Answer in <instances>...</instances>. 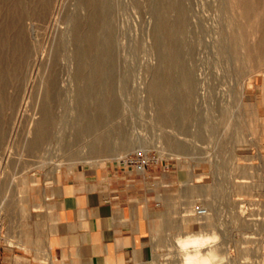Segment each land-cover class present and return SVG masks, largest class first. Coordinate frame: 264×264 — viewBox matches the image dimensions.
Returning <instances> with one entry per match:
<instances>
[{"label":"rangeland","instance_id":"374dc122","mask_svg":"<svg viewBox=\"0 0 264 264\" xmlns=\"http://www.w3.org/2000/svg\"><path fill=\"white\" fill-rule=\"evenodd\" d=\"M81 1L82 3L79 0H56V15L53 18L52 16L48 18V22L42 21V24H44L43 29L46 28L45 31L49 30L46 33L43 30L42 33L44 35L40 33L42 40L38 37V31L41 32V27L43 26L40 22L41 20L34 19V22L28 19L30 22L36 24V28H39L36 29L34 27L28 34L30 33L29 38L33 37V40L32 38L29 39L32 43V52L34 51V54L40 53L41 59L42 57L44 59L41 60L42 63L40 64L44 62V65L40 68L41 65L39 64L40 70L42 69L40 71L37 61L34 62L27 81L24 80V83H26H23V85L25 86H22L21 89L12 88L14 85L7 86V91L10 90V94L14 91L13 93L16 98L21 96L20 99L17 98V103H20V105H17L19 108L17 107L16 109L19 110L21 105L23 107L20 114L19 111L17 114H13L15 113L14 109H12L13 112L11 109H8L10 111L6 110L8 113L3 112V115L5 113L9 117L14 115L9 118L11 120H8L7 116L6 118L5 116L1 118V120H8L4 123L7 124L10 121L9 124L12 123V125L10 127V125L7 124V126L5 124L4 137L2 136L3 139L7 138L9 140L10 138L11 141H4L0 138L3 140L0 141L2 143L0 147V186L5 185L3 188L0 187L2 189V191L0 189V239L13 242L11 237L13 239L23 237L25 228H29L33 224L32 217L34 216V212L32 208L35 207L40 194L41 184L44 181L50 180L62 169L72 168L83 163L122 162V160L132 155L142 153L149 154L156 159V161L147 167L151 178H149L147 184L143 185L142 189L147 201L146 208L149 215V223L152 226L150 234L152 244L143 257L138 258L131 264H156L157 262L161 264L164 261L165 264H178L181 259L175 248L177 234L183 235L186 232L199 230L219 232V243L215 245V248L219 253L218 256L223 259L224 263L232 261L234 264H264V259H262L264 257V101L257 102L255 112H252L253 102L264 96V55L262 54L264 53V37L261 32H257L260 39L257 35L254 36L257 33H253V36L249 35L247 41L251 48H258V52L250 60H237V52L231 48L227 41L228 31L230 30L228 26L229 22L227 21H229L232 15L229 0H176L180 4L186 18H188V20L186 19L188 25H186L188 27L187 31L184 30V32L180 33V35L183 33L185 35L178 36V47L181 49H179L181 51L180 56H184V58L183 56L181 57V60L183 59L184 61L180 62L184 63L183 65L180 64L179 69L184 64L191 66L185 65L190 71L191 68L193 69L191 72L194 73L192 74L193 79L197 83L194 85L196 87H194L196 89L194 93L197 94L196 96L194 95L196 99L193 96L194 100L190 104L192 105L190 108L194 113L193 115L196 116L183 118L179 124L174 123L175 126L171 125V123L167 126V123H165L166 125L161 121L158 123V109H154L158 108V101L150 93L148 94L150 82L152 81L150 80V76L152 79L153 73L157 72L158 69L164 72L162 64L164 55L162 54L165 53V48L163 45L161 47L158 45L157 47L156 40L154 41V33H156L157 22L160 24L162 20L160 18H168L169 21L166 20V22L172 21L173 23L177 20L179 13L174 12L176 11L174 9H172V12L170 9V12H172L170 14L167 9L166 16L161 17L159 13L163 9L161 5L163 3L167 4L164 0H107L109 2H107V30L112 26L113 28L111 29H114V31L111 29L107 31V39H109L108 41L112 45H109L107 41L108 56L110 57L107 56V66L109 67H107V74L112 75L109 78L108 74L107 82H113V86L110 85V88L116 87L111 88V90L116 89L117 93L115 90L112 93L121 104L117 100L119 109L117 108L115 112L118 111V113L112 114L113 118L110 117L111 115L108 116L110 118L107 117V120H112L106 121L108 124L106 123L103 129H108L110 132L114 131L111 133L113 136L111 139L115 138L112 141V144H114L113 148L115 147L113 152H117L118 154L112 153L113 155H111L110 153H106V155L102 152H100L101 155L99 152L92 154L86 147L90 136L85 134L81 138L78 137V140L75 138L74 130H72V125L75 123L74 120L78 117V110L80 109L79 94L77 92L80 86L85 84V81L76 75L78 62L75 56V47L77 41H75L73 35L74 19L76 17L82 18V21L87 19L86 14H88V9L84 6V0ZM164 4L163 6H165ZM110 5L111 10L108 9ZM166 6L164 9L167 8ZM109 10L111 13L108 12ZM156 13L160 15V17L158 16L159 19ZM169 15L170 17H168ZM2 17L6 16H1L0 20ZM36 22H39L40 25L38 26ZM47 23H50V27L47 26L49 28L45 27ZM108 23H111L112 26H109ZM109 31L112 33H109ZM108 35L111 38H108ZM112 38L115 39V42ZM225 39L227 43L224 41ZM34 40L36 41L35 43ZM165 42L166 37L163 36L162 44ZM256 42L259 44L258 46H256ZM153 43L156 44L154 45ZM38 47L39 49H37ZM218 47L220 48L219 51ZM39 50L41 51L39 52ZM42 50H44L43 53ZM231 50L237 55L235 56ZM45 51L48 56L45 54ZM224 51L226 54L227 52H232L234 55L232 53L226 55ZM159 52L162 54H159ZM110 53L112 54L110 55ZM159 58L162 59V63L161 61L159 62ZM45 63L47 64L45 65ZM158 65L160 66L158 67ZM241 66L247 69L249 67L250 71L254 68L253 72L255 75L252 71H248L247 74L246 68L244 69ZM52 70L57 71H55L57 83L55 84L54 91L56 89L58 92H54L57 98L55 99L53 95L54 100L52 99L49 105H52L50 106L52 114H56V116L53 114L56 118V123L54 122L52 126L51 140L50 138L47 139V141L50 140V143H48L49 141H45V145H42L45 149L41 146L37 148L38 150L30 149L27 143L32 135L29 137V134H33L34 123L41 116L40 109L42 105L40 104L44 100V92L49 85L47 83L49 82L48 72L50 73ZM152 70L155 71L152 73ZM39 71L42 74H39ZM10 83L12 82L10 81L8 85ZM110 83H107V89ZM106 91L108 92V90ZM77 96L78 98L76 99L75 97ZM245 98H247L246 100L249 104L245 102ZM75 102L77 105L74 104ZM154 104L157 106H154ZM77 108L79 109L77 110ZM16 109L15 111H17ZM221 114H224V116ZM36 116L38 118L33 121L32 119L36 118ZM1 117L3 116L1 115ZM114 117L117 119H114ZM226 117L227 119L230 117L233 121L237 120L233 122V124L235 123L233 128V124L229 125L230 127H225L226 124L223 121L226 120ZM223 118L224 120L221 121ZM112 121L114 126L115 123L119 124V126H116L123 133L118 128L115 130L113 125V127L109 125L112 124ZM252 123L253 125L256 124V126L254 125L255 128ZM30 125L33 127L31 128ZM6 126L7 128L10 127V129L8 128V134L6 133L8 130ZM256 128L257 130H255ZM27 129L28 131L26 132ZM20 131L23 132V135ZM115 131L120 132L115 133ZM255 131L257 132L255 133ZM66 132L71 136H66ZM26 133L29 134L26 135ZM113 133L118 136L116 137ZM119 134L123 135V137L125 134H127L125 137L128 136L126 138L128 147L123 148L124 151L117 149L118 144H116V141H125V138ZM19 135L20 137H25L24 140L21 137L23 148H21L22 144L18 145V142L21 143ZM57 135L60 136L57 137ZM168 135L170 139L174 138L175 140L171 141L172 139L170 140ZM238 135L239 138L243 139L242 141L241 139L239 140ZM16 137H18L19 141ZM69 137H72L70 138L72 141L69 139L70 142L67 140ZM15 138L16 142H14ZM177 139L186 144V146L188 145V148L186 147L187 149L183 152L186 154H181V158H178L174 154L176 150L175 148L173 149V142H176ZM25 140L27 141L25 142ZM65 140L71 144L68 143L69 145L66 148H69L67 150L65 148L67 145ZM76 140L80 141L81 144L85 142V145H79ZM129 140H132L131 143H129ZM8 142L9 145H7ZM60 142L64 143L60 144ZM46 144L50 145V147L46 146ZM24 145H27V149ZM51 146H54L56 150ZM19 149L22 151H19ZM25 149L27 151L29 149L30 153ZM39 149L41 150L39 151ZM46 149L49 151V154L46 156L47 160H44L46 159L44 158L46 153H48ZM70 149L71 152L69 151ZM62 150L63 152L69 151V153H61ZM31 151L34 155L31 154ZM120 151H122L121 154L124 156L119 154ZM22 152H25L26 155H23ZM44 152L46 153L43 154ZM8 153L16 156H10ZM70 153L74 154L70 155ZM35 154L39 156L43 154V157L41 155V159L39 160V157ZM61 154H65V156L63 155L62 157ZM74 155L76 157H73ZM7 156L14 157L15 159H12L9 163L10 157ZM24 157L28 159V164L26 163L27 160L24 161ZM28 157L35 161L31 162V159ZM36 160H39L38 162L43 164H36L40 166L36 167V165H33L38 163ZM7 161L8 163H6ZM25 163V169L28 170L24 169ZM182 163L185 166L184 169L181 167ZM243 165H246L245 167L248 171L243 172V170L239 169L240 167L243 168ZM236 166L239 167L237 168ZM23 173H25L24 176ZM242 173H247L252 175V177L248 178V181H242V178L239 176ZM5 177L7 178L4 179ZM35 177L36 181L33 180ZM242 182L249 184L247 186L249 187V192H244L245 188H247L245 186L238 189V183ZM17 183L19 185L18 188ZM239 191L243 193L239 194ZM22 200L24 202L21 203ZM203 203H211L214 208L211 218H208L205 222H201L203 219L197 217V214L192 211L199 204L203 206ZM22 205L25 206L24 210H22ZM191 206L193 209L189 210ZM243 208H246V210ZM241 213L244 215L243 217L247 216V220H245L246 217L242 218ZM237 215L241 216V218L237 217ZM165 222L167 224L171 223L170 226H172L168 225L165 227L167 225Z\"/></svg>","mask_w":264,"mask_h":264},{"label":"bare ground","instance_id":"6f19581e","mask_svg":"<svg viewBox=\"0 0 264 264\" xmlns=\"http://www.w3.org/2000/svg\"><path fill=\"white\" fill-rule=\"evenodd\" d=\"M109 1H111V0H109ZM164 1L167 2V4H166L167 6L163 3L167 7L166 9H164L165 6H163V4L162 5L159 4V5H161L163 7V9H161L160 12H159L160 15H161V17H165L166 16V12L168 10L170 12V9H171L172 12H173L172 9L176 10L174 12H178L179 13L178 14L179 16H178L177 20L174 21L173 23H172V21L168 22L169 21L168 18L167 19L160 18V19H162L161 22H160V24H158V22H157V26H156L157 28L155 27L156 28V33H154L155 36L154 35L153 36L155 37L154 41L156 40L157 47H158V45L160 47L163 45V47L165 48L164 49L165 50L164 51L165 53L162 51V53H164V54H162L161 52H159V54L161 53L162 55H164L163 56V63L161 61L162 59H160L161 57L159 58L160 59L159 62L161 61V63L164 66V72H162L161 69L160 70L158 69V71H161V72H158V71L156 72L155 70H152L151 71L152 73H153V71H155V73H153L152 79H151V76H150V80H152V81L151 82L149 81L150 82V86H149V91L148 90L147 91H148V94L150 93V95H152L153 97H155L157 99V101H158V106L156 104H154V106H157L158 107V108H154V109H158L157 110V118L159 119L158 120V123H159V121H161L164 124L167 123V126H168L169 123H171V125L173 124V126H175L174 123H178L179 124V122L183 118L186 119V118H189V117H192V116H196V115H193L194 113H193L192 109L190 108V106H192V105H190V104H192V101L194 100V98H195V96L197 94V93L196 94L194 93L196 91V89H194V87H195L194 85H196L197 83L194 82L196 80L193 79V75L192 74H194V73L191 72L193 69L191 68V71H190V69L188 67H186L188 64L187 65L184 64V66H182L179 69L180 64L183 65L184 62L183 63H180L183 60V59L181 60V57L183 55L181 54L182 56H180V52H181L180 50L181 49L178 47L179 46V44H178V36L180 35V33L184 32V30L188 29V27H187L188 25H187V21H186V19L188 20V18H186L184 12L182 11V8H181L180 4L177 2L178 0L177 1L176 0H167V1L164 0ZM79 2L82 3L81 0H79ZM107 2H108L107 0H84V4H85L84 6L88 9V14H86L87 15V19L85 21H82V18H80V17H76L74 19V29H73L74 30V34L73 35H74L75 41H77V45L75 47V56H76V59H77V62H78V65L76 67V70H77V74L76 75L81 80H84L85 81V84L81 85L80 86V89L78 88L79 91L77 93L79 94L78 95L79 98H78V96L75 97L76 99L78 98V100H79V104H80L79 105L80 106L79 108L80 109L77 108V110L79 109L78 110L79 113H78V115H77L78 117H76V119H75V116H74V119H75L74 122L75 123H73V125H72L73 126V129L72 130H74V132H75L74 135H75V138L76 139H78V137L81 138V136H83L85 134H88L90 136V139L85 136L86 138L89 139V141L87 142V146L86 147H87V149H89L90 152H92V154L93 153H96V152H99V153L102 152V153H105V154L106 153L107 154L110 153L111 155H113V154H116L117 153V152L116 153L113 152L115 147L113 148L114 144H112V141L115 138L111 139V137H113L111 133L114 132V131L111 130L112 132H110L108 129L107 130L106 129H103L104 126H105V124L107 123L106 121H111L112 120V119L111 120L110 119L107 120V117L109 115H111L110 117L113 118L112 114L118 113V111L117 112H115V111L118 108V101H119L118 98H116V97L113 96L114 95L113 93L116 91V89H114L115 90L114 91V90H111L112 87L110 88V85L113 86V84H112L113 82L112 83L107 82V78L108 77L110 78V76L112 77V75H110L109 73H108L109 76L107 74V67H108L107 66V56L109 54L108 48H107V44H108L107 41L109 40V39H107V31L109 29L113 28V26L111 25V23L110 24L108 23L109 26H112V27L111 28L109 27V29L107 30V28H108L107 27L108 26L107 25V17H108L107 16ZM55 3H56V0H0V17L1 16H6V17H2V19L4 18L3 20L2 19L0 20V138L1 139H3L2 136H3V132L5 130L4 127H5V124L6 123H4V122L5 121H8V120H11L9 118L12 117V116H14V115H11L9 117L5 113L3 115V112L8 113L6 110L11 109V111H12V109H14V112L15 113H13V114H17L18 111H19V114H20L21 109L23 107V105H21V108L19 110L16 109L20 105V103L19 104L17 103V98L20 99L21 96L16 98L14 96L15 94L13 93L14 92L13 90H12L13 92L11 91L12 94H10V90L7 91V86L14 85V87H12V86L11 87L12 88H15L17 90H18V88L21 89L22 86L23 87L25 86V85H23L24 80L27 81L28 76H29V73L32 70V67H33L34 62L37 61V63H38V69L39 70L44 65V62H43V64H40V63H42L41 60L43 59V57L41 59V57L39 55L40 53L37 54L36 53L37 51H36L35 52L36 54H34V51L32 52V50H33L32 45H31L32 43H31V41L29 39L32 38V40H33V37L31 36L29 38L30 33L28 34V32L29 31L31 32V30L36 25L34 23L35 22L34 19L35 20L36 19L37 20H41L40 22L42 24L43 23L42 21L48 22L47 21L48 18H50L51 16L53 18V16L56 15L55 13H56L57 9L55 7L56 6ZM229 3H230V6L232 8V11L230 10V12H232V15L230 16L229 21H227V22H229V25L228 26L230 27L229 28L230 30L228 29L229 31H228L227 41L229 42L231 48H233L237 52L238 55L235 54L231 50L235 54V56L236 55L238 56L236 58L237 60L238 59L241 60V61L243 59L250 60L252 58V56H254L256 54V52H258L259 49L258 48L255 49V48H251L250 47V45L247 42L248 39H249V35L253 36V33L261 32V34L264 37V34H263L264 33V0H229ZM110 4H112V3H110ZM80 5H82V4H80ZM159 5H157V6H159ZM108 7H109L108 9H110L111 5L108 6ZM110 10L108 11L109 13H111ZM172 12H170V14ZM110 15H112V14H110ZM160 15L157 14V17L158 16L160 17ZM159 17H158V19H159ZM168 17H170V15ZM28 19H30L31 21H34V22L33 23L30 22V20H28ZM166 20H168V21L166 22ZM50 23H52V22L50 21ZM188 23H189V21H188ZM37 24H38V26L40 25L39 22ZM49 24L47 23L45 25V27L49 26ZM42 25H43L41 27L42 31L40 30L41 32H39L37 30L39 34L42 33L43 30L45 31V29H46V28L43 29L44 24H42ZM49 27H47V28H49ZM185 27H187V28H185ZM36 29H39V28L37 27ZM111 30L114 31V29H111ZM46 31H45V33H46ZM154 31H155V29H154ZM109 33H112V32L109 31ZM39 34H38V37L41 39L42 38V37H40L41 34L40 35ZM181 35H185V33H183ZM256 35L258 37V33L255 34L254 36H256ZM262 35H260V36H262ZM163 36L166 37V42L162 44ZM109 37L111 38V36L108 35V38ZM114 38H112L113 41L115 40ZM113 41H111L112 44H114V42H115V41L114 42ZM224 41L227 43L226 39ZM35 42L36 41L34 40V43ZM258 42H259V40H258ZM40 44H41V42H40ZM256 44H257V42H256ZM34 45H33V47H34ZM109 45H111L110 42H109ZM258 45L259 44H257L256 46H258ZM111 46H110V48H111ZM113 46H115V45H113ZM40 47H41V45H40ZM112 48H114V47H112ZM231 48H229V49H231ZM37 49H39V47ZM45 49H46V47H45ZM158 49H160V48H158ZM219 49L220 48L218 47V51H219ZM40 51L41 50H39V52ZM43 51L44 50H42V53H43ZM232 52H230V53L227 52V54L229 55ZM224 53H225V51H224ZM45 54H47L46 51H45ZM45 54H44V56H45ZM111 54L112 53H110V55ZM262 54L264 55V53H262ZM47 56H48V54H47ZM45 58H46V56H45ZM183 58H184V56H183ZM56 61H57V59H56ZM108 61H109V59H108ZM46 64L47 63H45V65ZM53 64H54V62H53ZM55 64L57 65V63H55ZM240 65H242V64H240ZM39 66H40V68H39ZM159 66L160 65H158V67ZM245 66L247 67V65H245ZM189 67H191V66H189ZM241 67L243 68L244 66H241ZM246 67H244V69ZM250 67H251V64H250ZM56 68H57V66H56ZM155 69H157V68H155ZM253 69H251L252 72H253ZM49 70H51V69H49ZM110 70H111V68H110ZM245 70H247V74H248V71H250L249 67H248V69L246 68ZM40 71H39V74H42V73H40ZM55 71L56 70H52L50 73L48 72V74H49L48 79L49 80L48 79L47 80L49 82H47V83H49V85L47 87V90H45V92H44V100H43V102L41 101L42 104H40V105H42V107L40 109L41 110V116H40V118H38L37 116H39V115H37L36 118H33L32 119L33 121H35L34 119H37L38 118L37 121H36V123H34L35 124L34 127L32 125H30L31 128L33 127V129H32L33 134L32 133L31 134L26 133V135L29 134V137H30V135H32V137H30V140L28 138L29 141L27 143L28 148H30V149L40 148V146L42 147L43 144L45 145V141H47L48 138H50V140H51V135H52V131H53L52 130V126H53V123L54 122L56 123V121H55L56 118L53 115L55 113L52 114V112H51V107L50 106H52V105H49V103H51V101L53 99V95L56 92H58V91H56V89H55L56 92L54 91L55 84L57 83L56 82V80H57L56 79V77H57L56 76L57 75L56 72L57 71L56 72ZM244 71H242V72H244ZM261 71L263 72V70H261ZM261 71H259V72L261 73ZM111 74H113V73H111ZM243 74H246V73H243ZM253 74H254V72H253ZM247 77H248V75H247ZM10 81L12 83H10L8 85V83ZM107 83H110V84H108L110 90H109V88L107 89V87H108L107 86ZM12 88H10V89H12ZM113 88H116V87L114 86ZM106 90H108V92ZM19 91H21V90H19ZM105 92H107V93L105 94ZM116 93H117V91H116ZM33 95H32V97H33ZM16 96H18V94H16ZM193 96H194V98H193ZM117 97H118V95H117ZM246 97H247V95H246ZM261 97H262V99H261ZM261 97L257 101L253 102V104H252V107H253L252 110L253 111L251 110L252 112H255V107H256L257 102L259 103L261 101H264V98H263L264 96H261ZM54 98L56 99L57 97L54 95ZM42 99H43V97H42ZM152 99H154V98H152ZM246 99L247 98H245L244 100H246ZM78 100H76V101H78ZM245 102L247 104H249L247 102V100ZM52 104L54 106V102ZM74 104L77 105L76 102ZM120 104H121V102H120ZM75 105H74V107L76 108ZM15 109L17 111H15ZM194 110H196V109H194ZM8 111H10V110H8ZM52 111L54 112V110H52ZM74 111H76V109H74ZM226 112H227V110H226ZM39 113H40V111H39ZM153 113H155V112H153ZM228 113H230V111H228ZM1 115L3 117H1ZM9 115H10V112H9ZM200 115H202V114H200ZM221 115L224 116V114H221ZM4 116H5V118L7 116L8 117V120H6V119L1 120V118H4ZM55 116H56V114H55ZM154 116L156 117L155 114H154ZM110 117H108V118H110ZM115 118L116 117H114V119ZM223 120H224V118L221 121H223ZM113 121L111 122L112 124H109L111 127L114 126ZM236 121H233V119H231L230 117L228 119L226 117V120H224L223 122L226 124L225 127L226 126L230 127L229 125H232L233 122H236ZM263 121H264V119H263ZM30 122L32 123V121H30ZM9 123H10V121L7 122V124L10 125V127H11L12 123L11 124H9ZM160 124H162V123H160ZM234 124L232 125V128H233V126H235ZM116 125L119 126V124L115 123V126ZM236 125H237V123H236ZM252 125H253V123H252ZM254 125L256 126V124H254ZM254 125H253V127H254ZM7 126H6V129H8V128L10 129V127L7 128ZM115 126H114L115 130H117V128H118V130H120L119 127H117V126L115 127ZM31 128H29V129H31ZM9 129L6 131V133L9 131ZM121 129H122V127H121ZM226 129H228V128H226ZM255 130H257V128ZM22 131H20V132L23 135V132ZM27 131H28V129L26 130V132ZM120 131L122 132V130H120ZM20 132H19V134H20ZM70 132H72V131H70ZM116 132L117 131H115V133ZM119 132H117V133H119ZM253 132H254V130H253ZM256 132L257 131H255V133ZM67 133L68 132L65 133L66 136H71V135H69V133L68 134ZM115 133H113V134L116 135ZM6 135H5V137H6ZM20 135H19V137H20ZM53 135H54V133H53ZM62 135L64 136L63 133H62ZM119 135H121V134H119ZM126 135L127 134H125L124 137H123V135H121L123 138H125V141L120 142V141H118L116 139L117 140L116 141L117 142L116 144L119 145V146L117 145V149L123 150V148L125 149V148L128 147V143L126 142L127 141L126 138L128 136L125 137ZM16 136H18V135H16ZM59 136L57 135V137H59ZM66 136H64V137H66ZM117 136L118 135H116V137ZM170 136H171V134H170ZM170 136L168 135L169 139H170ZM21 137L24 140L25 137L24 136H21ZM21 137H20L21 143L18 142V145L19 144H22V147L21 148H23V143H22ZM16 138L18 140V137H16ZM16 138H15V141L14 142L17 141ZM55 138H56V136H55ZM70 138H72V137L67 138V140H69ZM238 138H239V135H238ZM1 139H0V141L7 140V138L6 139H3V140H1ZM26 139H27V137H26ZM165 139H167V138H165ZM173 139L171 141H173ZM178 139H177L176 142H173V149L175 148L176 151H174L173 149L172 150L174 151V154L177 155L178 158H181V154H186V153H183V152L185 151V149L188 148V145L186 146V144H184L181 141H178ZM240 139H241V137L239 138V140ZM50 140H48L49 142L48 141L47 142L50 143ZM62 140H64V139H62ZM70 140H69V142H70ZM78 140H76V141L79 143V145H82V144L85 143V142H82V144H81L80 141H78ZM82 140H83V137H82ZM242 140L243 139H241V141ZM7 141H11L10 138ZM26 141L27 140H25V142ZM129 141H130L129 143H131L132 140H129ZM241 141H240V144H241ZM66 142L67 141L65 140V143ZM69 142H67V145L65 146V148L70 144ZM114 142H115V140H114ZM57 143H56V145H57ZM63 143L60 142V144H63ZM78 143H77V146H78ZM14 144L16 145V143H14ZM1 145H2V143H0V147H1ZM7 145H9V142H8ZM27 145H24V146L26 147ZM47 145L48 144H46V146ZM243 145H244V148H245V146H246L245 145V142H244ZM48 146L50 147V145H48ZM54 146L53 147L51 146V147L54 149L55 148ZM62 147H63V145H62ZM72 147H75V146H72ZM6 148H5V150H7ZM15 148H16V146H15ZM15 148H13V149L15 150ZM42 148L45 149V147H42ZM68 148H66V150ZM80 148H81V146H80ZM20 149H19V151H22ZM26 149H27V147H26ZM44 149H42V150L45 151ZM63 149H64V147H63ZM40 150L41 149H39V151ZM48 150H51V149H48ZM48 150H47L48 153H46V152L43 153V154L46 153V155H45L44 158H46V156L49 154V151ZM55 150H56V148H55ZM34 151H36V150H34ZM39 151H37V152H39ZM69 151L71 152V149ZM69 151H67V152L65 151L66 152L65 153L62 150L61 153L63 152L65 154H67V153H69ZM25 152H22L23 155L25 154ZM27 152L30 153L29 149H28ZM27 152H26V154H27ZM121 152L122 151H120L119 154H121ZM29 153H28V155H29ZM99 153H98V155H99ZM13 154H15V153H13ZM31 154H32V151H31ZM38 154H40V153H38ZM38 154H35V155H37L39 158L37 156H36V158H38L40 160L41 159L40 156L42 155V157H43V154H41L40 156ZM65 154H63V155L65 156ZM73 154L70 153V155H73ZM80 154H82V153H80ZM9 155L10 156H14V155H12V153L9 154ZM32 155H34V154H32ZM63 155H62V157H63ZM100 155H101V153H100ZM10 156H7V157H10ZM60 156H59V158H60ZM122 156H124V155H122ZM14 157L13 158L10 157L9 163L12 161V159H15ZM73 157H76V155H74ZM88 157H89V155H88ZM24 158H25V160L24 159L23 160L24 161L27 160L26 161V163H27L28 162V159L26 157H24ZM34 158H35V156H34ZM20 159H22V158H20ZM29 159H31V158H29ZM33 160L34 159H31V162ZM44 160H47V158L44 159ZM44 160H42V161H44ZM2 161H4V160H2ZM6 163H8V161ZM26 163L24 165V169L26 168ZM36 164L37 165H40V164H43V163H41V162L39 163L38 162V163H35L33 165H36ZM37 165H36V167H40V166H37ZM245 166L246 165H243L242 166L243 168L240 167L239 169L240 170H243V172L244 171H248ZM181 167H183V169H184L185 166H184L183 163H182ZM22 168H23V165H22ZM27 168H28V166H27ZM230 168H233V167H230ZM25 170H28V169H25ZM24 175H25V173H23V176ZM239 176L242 178L241 179L242 181H248L249 180L248 178L252 177V175H249L247 173H242ZM6 178L7 177H5L4 179H6ZM27 180H28V178H27ZM33 180L36 181V177H35V179L33 178ZM35 181H33V182H35ZM1 182H3V181H1ZM238 184H239L238 189L240 187H242V186H245V187L249 186L248 183H244V182L238 183ZM3 186H5V185L3 184ZM3 186L1 185L0 187L3 188ZM18 186L19 185L17 183V188H18ZM248 188L249 187L245 188L244 192H249L248 191ZM1 191H2V189H1ZM242 193L243 192L240 193V191H239V194H242ZM23 194H24V192H23ZM25 194H27V193H25ZM23 200L21 201V203L24 202ZM19 204H20V202H19ZM203 207L207 209V213L205 215H198L196 213L195 209L192 208V206L189 209V210H192L193 209L192 211H194L195 214H197V217H200V218L203 219V220H201V222H205V221H207L208 218H211V216L213 214L212 210H214V208H213V206H212L211 203H205L203 205ZM242 207H244V205H242ZM24 209H25V206L22 205V210H24ZM243 209L246 210V208H243ZM21 212H23V211H21ZM242 213L244 214L243 211H242ZM243 214H242V218H245L246 217L245 220H247V216L243 217L244 216ZM237 217L241 218V216H238V215H237ZM167 221H170V220H167ZM170 224H167V225L164 224V225H165V227H167L168 225L170 226ZM199 231L205 232V233H213V231H205V230H199ZM194 232H198V231H194ZM188 233H190V232H188ZM215 233L217 234V236H219V234H218L219 232H216L215 231ZM186 234H187V232H186ZM178 235L179 234H177V236ZM183 235H185V234L183 233ZM214 251H215V253L217 255L219 254L215 247H214ZM248 256H249V254H248ZM262 259H264V257ZM246 261H248V259H246ZM250 262H252V261H250ZM157 263L159 264V262H157ZM163 263L161 262V264H163ZM137 264H139V263H137ZM178 264H181V261H179ZM226 264H234V262L232 263V261H231V262H228Z\"/></svg>","mask_w":264,"mask_h":264},{"label":"crops","instance_id":"0c3cea01","mask_svg":"<svg viewBox=\"0 0 264 264\" xmlns=\"http://www.w3.org/2000/svg\"><path fill=\"white\" fill-rule=\"evenodd\" d=\"M149 178L148 168L118 161L62 169L41 184L23 237L0 239V264L135 262L152 244L142 192Z\"/></svg>","mask_w":264,"mask_h":264},{"label":"clouds","instance_id":"9594fccd","mask_svg":"<svg viewBox=\"0 0 264 264\" xmlns=\"http://www.w3.org/2000/svg\"><path fill=\"white\" fill-rule=\"evenodd\" d=\"M219 243L215 232H190L175 238V248L181 264H224L214 247Z\"/></svg>","mask_w":264,"mask_h":264},{"label":"built area","instance_id":"2783aa9c","mask_svg":"<svg viewBox=\"0 0 264 264\" xmlns=\"http://www.w3.org/2000/svg\"><path fill=\"white\" fill-rule=\"evenodd\" d=\"M156 161L155 158L150 156L149 154H135L130 156L129 158L122 160L123 163L133 165L137 170L144 171L152 162ZM195 211L198 215H205L207 213V209L202 205H198L195 208Z\"/></svg>","mask_w":264,"mask_h":264}]
</instances>
